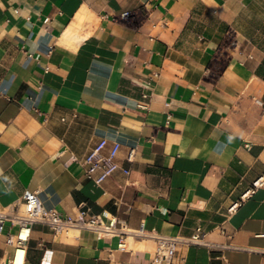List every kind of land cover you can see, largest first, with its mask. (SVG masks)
<instances>
[{
	"label": "crops",
	"instance_id": "obj_1",
	"mask_svg": "<svg viewBox=\"0 0 264 264\" xmlns=\"http://www.w3.org/2000/svg\"><path fill=\"white\" fill-rule=\"evenodd\" d=\"M103 138L119 168L97 183L82 162ZM28 192L234 246L173 264H264V0H0V211ZM118 241L36 224L25 264L146 263L157 245Z\"/></svg>",
	"mask_w": 264,
	"mask_h": 264
},
{
	"label": "built area",
	"instance_id": "obj_2",
	"mask_svg": "<svg viewBox=\"0 0 264 264\" xmlns=\"http://www.w3.org/2000/svg\"><path fill=\"white\" fill-rule=\"evenodd\" d=\"M128 14L129 12H124L123 16ZM147 96L148 94H145V97ZM107 146L108 139L103 138L82 162L86 176L97 183L104 182L119 168L116 156L120 143L114 142L108 152H106ZM134 154L135 149H131L128 159L131 160ZM259 183L260 180L255 182V186ZM7 221L13 226H17V232L9 234L7 238V243L14 246L15 252L11 258L0 264H25L31 232L36 224H43L56 234H64L75 228L93 230L98 233L99 237L117 236L119 239L118 249L122 251L130 248V239H154L157 245L151 260L139 264H173L181 246L198 245L209 250L234 247L230 244L209 240L207 233L201 227H198L189 236H172L158 233L155 230H147L144 226L131 230L123 226L116 216H109L106 213L92 214L88 209H81L76 215L65 214L56 208L46 207L40 200L38 192H28L22 203H17L7 210L0 211V231ZM52 259L53 252L45 250L41 264H51Z\"/></svg>",
	"mask_w": 264,
	"mask_h": 264
}]
</instances>
